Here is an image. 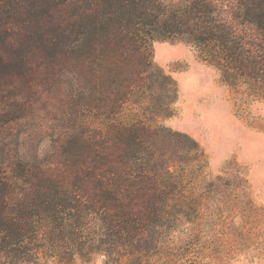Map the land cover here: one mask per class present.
Here are the masks:
<instances>
[{
	"label": "rangeland",
	"instance_id": "374dc122",
	"mask_svg": "<svg viewBox=\"0 0 264 264\" xmlns=\"http://www.w3.org/2000/svg\"><path fill=\"white\" fill-rule=\"evenodd\" d=\"M27 16L12 8L0 14V171L11 160L16 169L17 160L44 157L57 134L75 123L96 138L114 126L160 131L132 134L145 153L134 171L152 170L166 180L156 203L161 222L154 212L148 217L147 202L140 212L148 238L132 248L139 257L117 248L116 263L100 251L71 264H264V89L258 82L246 76L228 84L197 48L155 35L123 37L112 48L91 34L73 49L68 35L58 36L49 49L45 31L33 16L26 24ZM11 21L20 26V43L5 31ZM35 31L44 36L40 51ZM154 157L158 164L149 162Z\"/></svg>",
	"mask_w": 264,
	"mask_h": 264
},
{
	"label": "trees",
	"instance_id": "16d2710c",
	"mask_svg": "<svg viewBox=\"0 0 264 264\" xmlns=\"http://www.w3.org/2000/svg\"><path fill=\"white\" fill-rule=\"evenodd\" d=\"M1 2L0 14L10 8L15 15L29 14L25 17L29 25L33 16L48 37L44 47L49 49L56 46L58 36L68 35L66 46L73 49L91 34L104 37L112 48L123 37L134 42L142 34L155 35L197 48L228 84L249 76L264 89V0ZM126 19L134 27L124 25ZM14 24L18 22L4 25L5 31L14 33L9 39L20 43V26ZM30 34L26 32L24 38ZM34 35L40 51L44 36L39 37L40 31ZM142 130L151 135L160 132L114 126L96 138L75 123L71 130L57 134L44 157L17 160L16 169L11 160L0 171V264H71L76 257L85 259L100 251L116 263L112 252L117 248L137 259L133 254L139 251L132 248L148 238L140 212L147 202V208L152 207L148 217L154 212L153 219L161 222L156 203L166 181L152 170L134 171V162L144 161L145 153L138 151L141 143L132 134ZM159 161L158 157L149 160Z\"/></svg>",
	"mask_w": 264,
	"mask_h": 264
},
{
	"label": "crops",
	"instance_id": "0c3cea01",
	"mask_svg": "<svg viewBox=\"0 0 264 264\" xmlns=\"http://www.w3.org/2000/svg\"><path fill=\"white\" fill-rule=\"evenodd\" d=\"M161 47H163L164 48V50L165 51H167V52H172L173 50H175L174 49V47H172V46H169V45H160Z\"/></svg>",
	"mask_w": 264,
	"mask_h": 264
}]
</instances>
